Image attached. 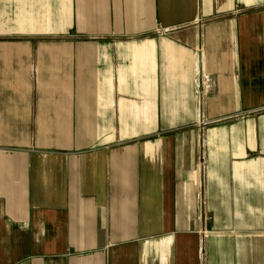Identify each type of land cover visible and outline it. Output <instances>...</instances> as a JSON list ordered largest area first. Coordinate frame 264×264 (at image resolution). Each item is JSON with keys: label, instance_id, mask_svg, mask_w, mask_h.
<instances>
[{"label": "crops", "instance_id": "1", "mask_svg": "<svg viewBox=\"0 0 264 264\" xmlns=\"http://www.w3.org/2000/svg\"><path fill=\"white\" fill-rule=\"evenodd\" d=\"M0 264H264V0H0Z\"/></svg>", "mask_w": 264, "mask_h": 264}]
</instances>
